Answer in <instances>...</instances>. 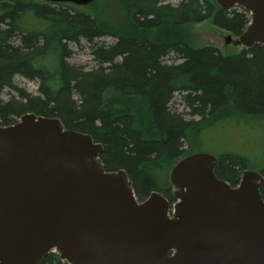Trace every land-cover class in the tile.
Segmentation results:
<instances>
[{"label":"trees","instance_id":"1","mask_svg":"<svg viewBox=\"0 0 264 264\" xmlns=\"http://www.w3.org/2000/svg\"><path fill=\"white\" fill-rule=\"evenodd\" d=\"M100 1L76 7L0 0V126L24 115L58 119L101 145L104 170L125 172L138 201L158 193L172 205L170 172L195 154L201 131L264 126V46L225 56L192 45L191 28L204 22L235 38L249 24L247 13L216 0H114L118 21L111 11L102 14ZM83 46L92 68L70 63ZM16 78L36 84L37 95L17 88ZM175 95L197 121L177 113ZM216 158L215 177L232 188L252 165L237 154ZM260 194L264 201V185ZM41 264L63 263L48 254Z\"/></svg>","mask_w":264,"mask_h":264},{"label":"water","instance_id":"2","mask_svg":"<svg viewBox=\"0 0 264 264\" xmlns=\"http://www.w3.org/2000/svg\"><path fill=\"white\" fill-rule=\"evenodd\" d=\"M87 7L96 0H41ZM249 24L223 46H264V0H216ZM102 147L58 119L24 115L0 126V264H264L261 174L231 188L217 159L193 154L173 167L171 206L158 193L138 201L125 172H106Z\"/></svg>","mask_w":264,"mask_h":264},{"label":"rangeland","instance_id":"3","mask_svg":"<svg viewBox=\"0 0 264 264\" xmlns=\"http://www.w3.org/2000/svg\"><path fill=\"white\" fill-rule=\"evenodd\" d=\"M37 1V0H34ZM163 4L170 6H177L182 0H161ZM98 9L103 15H108V11L113 13L112 19L119 20L118 9L114 6V0H101L97 5ZM116 16V17H115ZM191 43L195 47H213L220 50V53L225 56L236 54L242 50V46L233 44V37L231 45L224 47L223 40L221 38L223 32L216 30L210 22H204L191 28ZM102 43L112 44L114 40L111 38H104L101 40ZM74 55L70 63L72 65L81 66L83 68H92L94 63L89 51L82 47V49L74 48ZM170 58H172L170 56ZM167 60L168 63L174 60ZM175 62H178L175 60ZM15 85L17 88L26 91L31 95H37L36 84L23 80L20 78L15 79ZM6 94V93H5ZM3 95V99L6 98ZM181 97L175 95L171 105L177 110V113L184 114L186 120L197 121V118L188 117L186 110L181 103ZM19 121V120H18ZM251 123V122H250ZM200 143L192 149L195 154H206L213 157H218L220 153H231L237 154L242 157L250 158L252 165L246 169L249 172L259 173V170L264 165V126L260 124L251 123L246 128L241 124H225L213 128L211 131L204 129L201 131L199 137ZM52 255H57L55 252H51ZM66 264L65 262H62Z\"/></svg>","mask_w":264,"mask_h":264}]
</instances>
